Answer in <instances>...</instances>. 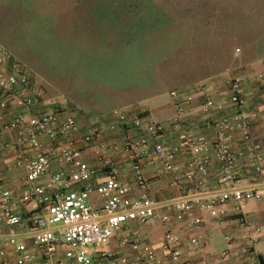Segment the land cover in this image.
Instances as JSON below:
<instances>
[{"label":"built area","instance_id":"obj_1","mask_svg":"<svg viewBox=\"0 0 264 264\" xmlns=\"http://www.w3.org/2000/svg\"><path fill=\"white\" fill-rule=\"evenodd\" d=\"M10 58L9 49L0 44V107L7 103L28 107L36 99L43 98V93L38 90L32 95L21 90L22 86L29 83L31 74L20 60L13 58L9 62ZM257 77L264 84V67ZM225 85L228 88V99L236 110L230 117H207L205 131L185 133L172 144L156 143L152 149L145 151V158L157 160L155 173H169L180 190L171 201L176 209L175 219L182 220L194 208L207 212L209 217L220 224H224L225 218L232 214L237 216L241 226L250 227L257 234L264 226L252 224L243 210L249 200H264V153L259 136L252 131V121L257 114L253 112L245 115L241 111L246 102L238 79L227 78ZM207 90V84L199 82L193 87L170 91L175 99L176 115L171 122L175 128L180 127L185 104L191 102L194 92L203 95L202 109L209 114L215 101ZM178 96L182 99L176 100ZM58 113L55 110L19 112L4 123L5 129L17 132L22 146L21 155L16 162L25 167L28 183L23 187L18 201L20 204L33 202L40 206L42 212L31 216L32 231L29 235L40 258L37 259V253L30 250L25 242L19 241L13 233L5 239L4 244L14 248V256L11 257L5 248L0 247V264H91L93 252L100 259L113 257L115 252L110 246L112 235L128 221L147 223L155 217L160 205L150 194L142 152L138 149L140 143L147 142V137L138 139L140 143L132 137H124L121 149L134 158L132 179L119 180L112 173L102 182L91 186L88 180L93 170L86 161L80 159L82 145L96 141L93 152L96 157L101 158L106 152L115 151L116 144L99 140L102 127L97 123L89 125L79 142L68 135L79 129L77 119L66 115L59 121L58 127H55L53 124L58 120ZM128 116L130 115L120 112L118 119L109 123L110 129L128 121L135 127L144 125L148 136H161L166 132L163 122L149 118L143 124V118L139 114H133L131 119ZM209 131L212 133H207ZM43 136L52 141L53 146L42 154L30 155L31 150L40 145ZM237 139L252 158L253 167L260 177L258 181L245 185L241 183L233 151V144ZM180 156L186 158L184 166L178 161ZM56 160L77 162L74 175L85 182L83 187L73 188L72 174L52 167ZM213 161L217 162L220 174L217 185L210 187L208 179ZM91 191H96L102 197L99 207H94L89 202ZM14 194L13 187H3L0 183V219L8 226L20 225L24 221L22 215L13 210ZM229 203H233L231 214ZM160 219L165 223L169 216L162 214ZM202 221L200 214L187 217L189 227L200 226ZM180 238L179 233L171 231L162 236L160 247L170 254L172 264H178L181 255L180 248L176 246ZM224 238L226 242H230L232 237L225 231ZM255 240V236L251 237L250 244ZM120 241L139 254L138 264H149L157 257V250L141 234L127 230ZM200 241L199 236L190 237V243L194 246L199 245ZM61 247L64 259L56 257ZM232 253V256H237L235 252ZM229 254L227 250L221 251L222 257ZM121 262L125 263L126 258L122 257Z\"/></svg>","mask_w":264,"mask_h":264},{"label":"rangeland","instance_id":"obj_2","mask_svg":"<svg viewBox=\"0 0 264 264\" xmlns=\"http://www.w3.org/2000/svg\"><path fill=\"white\" fill-rule=\"evenodd\" d=\"M0 44L37 76L35 90L73 105L68 115L145 106L158 120L161 106L174 111L173 89L257 76L264 0H0Z\"/></svg>","mask_w":264,"mask_h":264},{"label":"crops","instance_id":"obj_3","mask_svg":"<svg viewBox=\"0 0 264 264\" xmlns=\"http://www.w3.org/2000/svg\"><path fill=\"white\" fill-rule=\"evenodd\" d=\"M254 65L256 67L260 66V70H262L264 67V58L255 60ZM251 70L252 68L248 71L250 73H242L243 75L239 76L238 79L241 82L242 92L246 102L241 108V111L245 115H251L253 112H256L257 115L252 121V131L259 136L262 151L264 153V84L257 76L250 75L252 73ZM35 76H31L29 83L21 87L23 92L33 95L36 91L40 90L34 89V84L37 79V76ZM217 80L215 81L211 77H208L201 82L207 84V93L210 94L215 101V105L209 114H206L202 109L203 95L194 92V94H201L202 99L198 96V99L195 98L194 102H186L185 111L181 118V125L179 128H175L171 123L176 115V108L174 106L175 101L172 104L174 109V111H172L173 113L167 112L166 107L161 106V110L157 113L158 120L154 119L166 125V132L161 136H148L144 125L135 127L128 121L126 123L124 122L122 125H117L115 129H110L109 123L112 121L115 122L118 119V114L120 112H116L117 109H114L111 113L110 110L92 111L80 109L79 112L84 115H80V118L74 116L79 123V129L75 132H70L68 134L69 136L81 142V136L89 125L91 123H97L102 127V134L99 140L105 143L113 142L116 144L117 148L115 151H108L103 157L98 158L93 152L96 141L82 145V155L80 159L86 161L93 170V174L88 180V183H90L91 186H95L112 173L119 180L132 179V164L134 158L131 154L121 149L122 143L126 136L132 137L136 141L144 136L148 138L147 142L142 144L140 141H137L140 143L138 149L142 152L141 157L144 162V171L150 194L154 199L160 202L159 207L156 209L155 217L150 221L144 224L128 221L123 224L121 230L112 235L110 238V246L115 252V256L100 259L98 255L93 252L91 264H138L139 254L129 246L123 245L120 241L122 235L127 230L141 234L146 242L157 250V257L151 260L149 264H172L170 254L160 247L162 236L167 231L179 233L181 235L180 241L176 243V246L181 250L178 264H264V229L254 234L250 227L241 226L236 219L237 216L231 214L233 203L228 204L229 214L231 215L225 218L224 224H220L215 219L209 217L207 212L201 211L198 208H194L189 214H185L182 220L175 219L176 209L171 201L179 194L180 190L173 182L172 176L169 173H155V169L158 165L157 160L145 158V151L147 152L152 149L156 143L172 144L185 133L203 132L205 131V120L210 116L211 118L224 119L230 117L236 111L228 99L229 93L225 81H221L220 79L217 82ZM223 85L225 86V92H217V94H215L219 87ZM185 87L187 86L181 88ZM40 91L43 93V98L36 99L33 104L28 107L20 106L16 103H7L4 107H0V183L3 187H13L15 189L12 200L14 203L13 210L20 213L24 220L20 225L8 226L0 219V247L5 248L11 257L14 256V248L5 245L4 241L9 235L14 233L19 241L25 242L30 250L37 253V259L40 258V253L37 247L31 242L29 235L32 231L31 216L40 214L42 210L40 206L33 202L20 204L18 201L23 187L28 183L25 167L16 162L17 158L21 155L22 146L19 142L17 132L13 129H5L3 127L4 123L19 112L55 110L59 113L58 120L53 125L58 127L59 121L64 116L72 114L75 110L73 105L68 104L67 100H63L66 104L62 102H60V104L61 108L64 106L68 111L61 110V108H59L60 104L57 102L58 100L47 98L44 92L42 90ZM134 109L135 108H128L127 114L130 116L139 114L143 118V124L147 119H153L152 114L145 106L141 107V113H137ZM133 111L135 112L133 113ZM115 112L117 114H115L114 117H110V114H114ZM130 116H128V118L131 119ZM96 120L98 122H96ZM207 133L211 134L212 131ZM40 142L37 148L31 150L30 155L42 154L54 144L45 136L41 137ZM233 151L236 156L237 173L241 178V183L245 185L258 181L260 177L253 167V160L248 156L238 139L233 144ZM178 161L181 166H184L183 163H185L186 158L180 156ZM76 163L77 162L68 160H56L53 162L52 167L55 170L64 169L68 174H72V187L79 189L83 187L85 182L74 175L76 172ZM219 174L217 162L213 161L208 179L210 187H215L217 185ZM41 181L42 180H37V182ZM243 210L246 213V218L252 222V224H261L264 226V200H249ZM162 214H168L169 216V220L165 223L160 219ZM191 214H200L203 217L200 226L189 227L187 225V217ZM225 231L232 237L230 242L225 241ZM249 233L251 235H248ZM193 235L201 237L200 244L197 246L190 243V237ZM249 236L250 238L256 237V240L251 242V244ZM223 250H227L230 254L226 257H222L221 251ZM232 252H235L237 256H232ZM56 257L64 259L62 247ZM122 257L126 258L125 263L121 262ZM65 261H67V259H65Z\"/></svg>","mask_w":264,"mask_h":264},{"label":"trees","instance_id":"obj_4","mask_svg":"<svg viewBox=\"0 0 264 264\" xmlns=\"http://www.w3.org/2000/svg\"><path fill=\"white\" fill-rule=\"evenodd\" d=\"M235 79V78H234Z\"/></svg>","mask_w":264,"mask_h":264}]
</instances>
